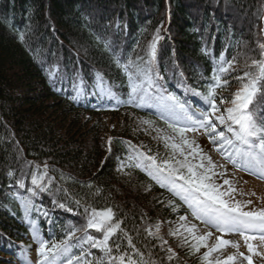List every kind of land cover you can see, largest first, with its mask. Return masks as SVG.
<instances>
[{"label":"trees","instance_id":"trees-1","mask_svg":"<svg viewBox=\"0 0 264 264\" xmlns=\"http://www.w3.org/2000/svg\"><path fill=\"white\" fill-rule=\"evenodd\" d=\"M262 46L264 0H0V264H41L34 233L46 251L67 241L56 264H209L173 231L195 217L151 174L144 157L174 158L140 121L174 131L158 117L180 114L166 97H197L237 128L238 77L258 73ZM257 89L248 111L259 122L264 81ZM106 118L125 124L112 132ZM109 209L120 228L106 253L87 240H103L89 220Z\"/></svg>","mask_w":264,"mask_h":264},{"label":"snow or ice","instance_id":"snow-or-ice-1","mask_svg":"<svg viewBox=\"0 0 264 264\" xmlns=\"http://www.w3.org/2000/svg\"><path fill=\"white\" fill-rule=\"evenodd\" d=\"M155 45H153V48ZM264 47V46H262ZM231 66V65H230ZM253 67L258 69V73L256 75L249 74L248 76L238 77V79H243L247 81L243 85V91L236 93V98L233 100V104L235 107L228 111L227 120L231 121L238 125L240 131L236 133V138L242 144L248 146L249 148L258 146L260 153L264 154V111L260 113L261 119L258 122L252 115L251 112L248 111L249 105L252 104L253 99L258 91L257 84L260 81H264V61H257L253 63ZM221 72L227 71L226 68L221 64L220 67ZM136 92V87L133 88V93ZM210 91V96L213 95ZM171 102V103H168ZM224 103V101H221ZM165 108H167L171 112H176L179 109V112L182 114L183 118L188 120L191 124H197L199 122L201 127L208 129L212 133H216V136L213 138L219 139L220 141L227 144L228 147L232 146V140L225 137L223 132H217L216 126L213 124L212 120L208 119V116L205 114H199L196 118L191 115H188L187 111L184 109L183 105L177 100L174 96L166 97ZM212 108L215 110L216 105L212 104ZM214 114V113H213ZM221 124L225 123V117H218ZM187 129H174V131H178L181 136H183V132ZM228 131H232L229 126ZM259 141L258 145H253L252 141ZM221 146H224L223 144ZM173 149H176V145H172ZM181 155H184L183 152H180ZM235 154L238 157H250L251 154L245 152L243 149H236ZM231 155V154H230ZM144 159L151 160V165L149 167L152 168V175L160 179V174L168 169L167 176L164 177L165 182L169 185V190L173 191L175 194L180 195L181 198L188 204L190 208L193 209V214L198 218H203L204 222L215 227L218 231L221 232L222 235L230 233V232H239L242 235L247 233H261L260 239L264 241V211L259 213L253 212H243L240 210V206L236 205L235 207L230 205L229 203L223 200L224 193H220L218 188L215 185H210L205 181L210 180L211 178L206 175H201L197 177L194 172H192L191 166L188 167L189 173H191L187 178L184 175L178 174V171L173 170L172 165L164 164L160 165L156 162L153 157H144ZM203 160V157L201 158ZM185 160L187 157L185 156ZM235 163V161H233ZM209 164L211 161L209 160ZM139 166V165H137ZM179 166L181 168L186 167L185 164L180 163ZM214 167V165H213ZM183 181V184H177V181ZM225 183H229L225 181ZM164 186V184H162ZM114 217L112 211L106 210L103 212H93L91 214V219L89 220V225L95 229L97 232L104 233L103 240L101 241H93L90 237L87 242L92 244L95 247L100 248L102 251L106 253H110L111 249L107 247L108 240L116 234L119 230V223L112 224L111 221ZM184 217H181V220H184ZM191 234L194 232V229H187ZM151 235V233H149ZM37 241L40 244L38 254L43 257L41 264H44V261H47L48 264H56V261L59 260L62 256H67L70 249L67 245V241L62 242L61 244L52 243L51 249L46 251L48 245L44 241L39 240V235L34 233ZM212 236V233H207L204 236H200L196 238L198 240V244L207 247L206 243H204L207 239ZM257 237L255 235H248L246 237L247 240H254ZM218 243L211 249V251H221V246H232L236 247L237 245L230 244L229 241L220 239L217 237ZM249 251H253L251 244L248 245ZM198 251V248L194 249ZM257 255L259 253H256ZM83 258L80 256H76L75 258L69 257L66 261V264H75V260H82ZM204 260H208V255H205ZM229 262H234L236 257L229 256ZM244 260L248 261V264H252L250 257H243ZM120 260L121 264H124L125 257H112L111 261L102 260L98 262V264H111L112 261ZM129 264H134V262H129ZM219 264V262H218Z\"/></svg>","mask_w":264,"mask_h":264},{"label":"rangeland","instance_id":"rangeland-1","mask_svg":"<svg viewBox=\"0 0 264 264\" xmlns=\"http://www.w3.org/2000/svg\"><path fill=\"white\" fill-rule=\"evenodd\" d=\"M140 122V126L146 131L154 133L156 138L169 144L167 147L172 151L174 158L172 168L178 171V174H182L187 178L191 174L187 166H191L192 172L197 177L206 175L211 178L205 182L215 185L220 193H224L223 200L225 202L234 207L239 205L240 210L243 212L259 213L264 211V187H261L250 174L239 173V168L236 164L231 160H226L222 151L218 149L216 139H213L216 136L215 134L210 135L208 131H204L200 127H193L191 129L195 136H181L170 129L157 128L144 120ZM102 123L106 124L107 129L112 132H116L118 127H123L125 124L122 119L107 118ZM172 145H176L177 148L173 149ZM181 151L184 155L180 154ZM185 156L187 160H185ZM202 157L203 160L201 159ZM209 160L211 164H209ZM180 163L185 164L186 167L181 168L179 166ZM225 181L229 183H225ZM183 217L185 218L184 220L178 219V224L174 226L173 231L192 239L194 245L198 248V252L201 250L204 255H208L207 261L209 264H218V262L219 264H248V261L244 260L243 257H250L252 264H264V241L258 237L254 240H247L246 237L248 235H242L239 232H230L222 235L217 229L214 232L210 231L187 216ZM187 229H194L195 231L190 234ZM207 233H212V236L204 242L207 245V247H204L198 244L196 238ZM217 237L237 246H221V251L213 252L211 249L218 243ZM249 244H251L253 251H249ZM256 253L259 254L257 255ZM229 256L236 257V260L229 262L227 259Z\"/></svg>","mask_w":264,"mask_h":264},{"label":"bare ground","instance_id":"bare-ground-1","mask_svg":"<svg viewBox=\"0 0 264 264\" xmlns=\"http://www.w3.org/2000/svg\"><path fill=\"white\" fill-rule=\"evenodd\" d=\"M99 76V75H98ZM101 80V79H100ZM111 85V84H110ZM103 87V86H102ZM98 92H99V89H98ZM101 94V93H100Z\"/></svg>","mask_w":264,"mask_h":264}]
</instances>
